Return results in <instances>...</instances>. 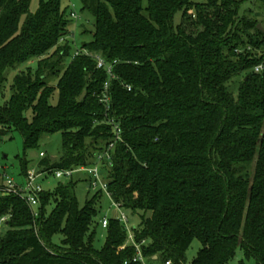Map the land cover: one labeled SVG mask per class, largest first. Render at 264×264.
<instances>
[{
    "label": "trees",
    "instance_id": "trees-1",
    "mask_svg": "<svg viewBox=\"0 0 264 264\" xmlns=\"http://www.w3.org/2000/svg\"><path fill=\"white\" fill-rule=\"evenodd\" d=\"M81 3L95 19L82 32L92 55L74 56L61 0H39L35 12L31 0H0V92L19 69L0 101V137L16 130L27 150L61 133L60 159H42L41 169L93 165L115 135L100 102L109 79L100 55L114 64L109 117L121 128L103 174L111 200L141 217L133 233L144 257L185 264L198 239L192 264H228L238 248L264 264V0ZM75 185L72 176L42 191L38 217L20 197L0 195V264H142L133 243L119 249L129 235L120 219L94 247L103 190L81 207Z\"/></svg>",
    "mask_w": 264,
    "mask_h": 264
},
{
    "label": "rangeland",
    "instance_id": "rangeland-1",
    "mask_svg": "<svg viewBox=\"0 0 264 264\" xmlns=\"http://www.w3.org/2000/svg\"><path fill=\"white\" fill-rule=\"evenodd\" d=\"M196 2H204L206 0H194ZM148 0H143V5L146 6ZM39 0H31V11L35 12L38 8ZM62 8L67 10L68 16L70 18V11H74L78 14L79 19H72L70 24V34L68 39L71 41V54L74 55L77 49H80L84 42L90 40V35H84L83 27L85 26L88 30L93 29L94 17L87 10H82L81 0H61ZM249 6V5H248ZM254 9V12H258L259 2H255L250 5ZM259 19H263V16H259ZM182 13L177 12L174 17V24L177 25L181 22ZM259 25H262L261 23ZM71 59L67 60L69 63ZM32 67L36 66V62L31 63ZM25 66V65H24ZM24 66H20L21 69ZM19 71V69H13L8 73V80L5 87L0 92V101L5 102L10 97L11 85L13 83L14 76ZM57 81V80H56ZM52 82L51 84H55ZM59 100V90L56 89L51 97V104L56 105ZM30 115V112H28ZM63 140L61 133H55L52 135H43L37 147L25 149L24 140L21 134L13 130L8 136L0 137V167L5 168V172L9 177L15 179L16 182L21 183L24 180V175L22 173V166L24 161H27L28 169H38L41 171L40 162L44 158H48L51 161H57L62 155ZM41 152L44 156H41ZM43 170V169H42ZM104 174L107 170H103ZM3 172V168L1 169ZM73 179L76 183L75 189L78 197V202L82 207L88 197H92L95 191L89 190V176L86 175L81 169H77L73 173ZM70 178L63 177L57 178L53 173L47 176H41L38 179V184L42 187L43 191L56 192L58 183H66ZM100 213L96 218L95 222L92 224L90 231H96L94 238V247L96 249H102L104 247L107 236L108 229L102 227V220L107 218L109 221L114 219H120L121 213L123 212L129 219L127 230L130 233V227L134 228L140 225L141 217L139 214H133L125 208L118 207L110 198L108 193L103 190L100 198ZM40 206H36L35 210L39 211ZM52 210V205L47 208L48 213ZM38 226V225H37ZM36 226V230H37ZM6 230V225L4 222H0V232ZM63 238L62 233L56 234L53 237V244L60 245ZM202 247L200 241L195 239L191 247L187 251V261L185 264H192L194 258L197 256L198 251ZM228 264H257L255 258H247L241 248L237 249L235 256L228 262Z\"/></svg>",
    "mask_w": 264,
    "mask_h": 264
},
{
    "label": "built area",
    "instance_id": "built-area-1",
    "mask_svg": "<svg viewBox=\"0 0 264 264\" xmlns=\"http://www.w3.org/2000/svg\"><path fill=\"white\" fill-rule=\"evenodd\" d=\"M70 18L72 19H79V16L76 12L70 11ZM64 41V40H62ZM86 54L92 55L86 49L80 48L77 49L74 56ZM94 58L97 61V67L105 69L109 75V79L105 81L103 90L100 94V102L105 106L106 114H107V122L113 126L114 129V138L113 140L107 145V147L99 152L96 156L95 162L91 166H80L75 169H55V170H42L39 171L38 169H28L27 173L24 175V180L21 183L15 181L14 178L9 177L6 172L5 168H3V172H1L0 167V195H15L23 199L33 210V214L35 217L39 216V211L35 210L36 206H40L41 203V193L43 191L42 187L37 183L38 179L41 176H47L50 173H53L57 178H71L73 173L77 169H81L86 175L89 176V186L88 189L92 191L104 190L108 193V184L105 180V176L103 174V170L107 166H111L113 162L114 150L116 147L117 142L121 139V128L118 123H116L113 119H110L109 114L112 108V96L110 92L111 81L117 78L116 74L114 73V64L108 63L102 56L96 55ZM116 63V62H115ZM263 69V65H259L256 67V71H260ZM131 89L130 87H128ZM41 156H44V153L41 152ZM109 195V193H108ZM120 207L118 204H116ZM8 219L7 216L2 217L0 222H6ZM120 220L128 226L129 219L128 217L122 212ZM102 227L107 228L109 225V220L104 218L102 220ZM133 243L137 248V255L135 256V262L141 261L142 264H150L147 258L144 257L143 252L141 250V245L135 242L133 228L130 227V233L128 235L127 242L120 246L119 249L123 250L127 247L128 244ZM157 258V256H155ZM127 264V262H126ZM165 264H172L171 261H167Z\"/></svg>",
    "mask_w": 264,
    "mask_h": 264
},
{
    "label": "water",
    "instance_id": "water-1",
    "mask_svg": "<svg viewBox=\"0 0 264 264\" xmlns=\"http://www.w3.org/2000/svg\"><path fill=\"white\" fill-rule=\"evenodd\" d=\"M259 27L262 28L261 25H259ZM85 96H86V91L83 92V94L81 95V98L80 99L81 100H84Z\"/></svg>",
    "mask_w": 264,
    "mask_h": 264
}]
</instances>
